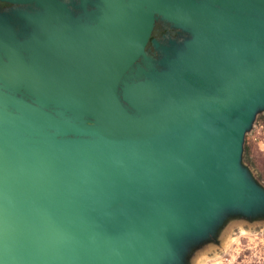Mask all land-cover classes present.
Instances as JSON below:
<instances>
[{
    "label": "water",
    "instance_id": "1",
    "mask_svg": "<svg viewBox=\"0 0 264 264\" xmlns=\"http://www.w3.org/2000/svg\"><path fill=\"white\" fill-rule=\"evenodd\" d=\"M1 1L0 264H190L264 217V0Z\"/></svg>",
    "mask_w": 264,
    "mask_h": 264
},
{
    "label": "rangeland",
    "instance_id": "2",
    "mask_svg": "<svg viewBox=\"0 0 264 264\" xmlns=\"http://www.w3.org/2000/svg\"><path fill=\"white\" fill-rule=\"evenodd\" d=\"M244 163L264 186V113L246 135ZM190 264H264V217L229 221L215 242L195 252Z\"/></svg>",
    "mask_w": 264,
    "mask_h": 264
},
{
    "label": "flooded vegetation",
    "instance_id": "3",
    "mask_svg": "<svg viewBox=\"0 0 264 264\" xmlns=\"http://www.w3.org/2000/svg\"><path fill=\"white\" fill-rule=\"evenodd\" d=\"M14 7L13 4L8 3V2H4L0 0V12H3L5 10H9L10 8ZM177 31L170 28V26H168L167 24L157 21L153 34H152V39H157L159 41H164V39L168 36H171L173 38L177 37ZM148 49L150 51H153L152 48V43L150 42L148 45Z\"/></svg>",
    "mask_w": 264,
    "mask_h": 264
},
{
    "label": "trees",
    "instance_id": "4",
    "mask_svg": "<svg viewBox=\"0 0 264 264\" xmlns=\"http://www.w3.org/2000/svg\"><path fill=\"white\" fill-rule=\"evenodd\" d=\"M247 150H248V148H247Z\"/></svg>",
    "mask_w": 264,
    "mask_h": 264
}]
</instances>
